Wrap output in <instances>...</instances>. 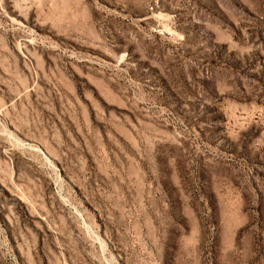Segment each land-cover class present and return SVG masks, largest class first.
Returning a JSON list of instances; mask_svg holds the SVG:
<instances>
[{"label": "rangeland", "instance_id": "rangeland-1", "mask_svg": "<svg viewBox=\"0 0 264 264\" xmlns=\"http://www.w3.org/2000/svg\"><path fill=\"white\" fill-rule=\"evenodd\" d=\"M0 264H264V0H0Z\"/></svg>", "mask_w": 264, "mask_h": 264}]
</instances>
